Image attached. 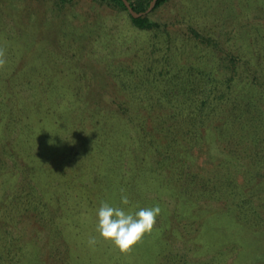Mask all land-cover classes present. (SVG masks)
<instances>
[{"label": "rangeland", "instance_id": "1", "mask_svg": "<svg viewBox=\"0 0 264 264\" xmlns=\"http://www.w3.org/2000/svg\"><path fill=\"white\" fill-rule=\"evenodd\" d=\"M142 1L148 0H128L130 4ZM147 14L167 24V29L159 33L139 30L129 12L101 6L95 0H74L64 8L58 0H0L3 95L11 79L18 77L12 74L15 69L30 72L34 68L42 81L45 76L56 77V93L65 95L68 110L78 100L77 88L95 82L93 101L109 94L113 100L109 112L123 114L124 109L135 119L133 123H127L128 119L115 122L109 139L96 140L97 146L94 142L80 145V155L61 164L59 170L54 171L49 159L33 158L37 156L34 146L26 148V154L15 147L16 161L4 157L9 166L0 170L5 178L0 198L4 246L0 249L9 259L5 264H264L261 242L259 253L246 234H229L228 226L239 225L236 213H231V223L221 225L216 215L226 210L219 199L206 195L198 200L192 190L186 192L190 187L181 173L189 178L202 173V178L218 157L197 151L190 161L192 169L176 167L161 147L166 144V129L184 120L194 95L201 90L197 88L203 84L199 70L215 69L218 78L221 60L213 54L215 48L205 52L190 28L214 43L220 40L231 52L252 51L256 44L249 45L248 38L264 27V0H171ZM258 41L264 49L263 40ZM228 88L237 93L248 91L245 85L234 88V83ZM157 128L161 144L150 141ZM62 138L71 136L63 132ZM142 139L150 146H141ZM189 157L188 149L183 151V158ZM23 172L33 174L31 183L37 200L41 199L40 209L23 195L29 191ZM251 180L239 173L237 184L250 185ZM221 182L234 187L236 193V183L219 180L215 185ZM122 192L129 197V205H120ZM22 196L25 203H21ZM101 201L133 210L158 201L160 208L152 230L129 251L121 252L96 230ZM48 205L49 209H43ZM258 211L264 217V209ZM260 224L261 219L255 217L247 226L255 233L260 232ZM93 235L97 242L90 245L88 239ZM56 248L64 255L53 253Z\"/></svg>", "mask_w": 264, "mask_h": 264}, {"label": "trees", "instance_id": "2", "mask_svg": "<svg viewBox=\"0 0 264 264\" xmlns=\"http://www.w3.org/2000/svg\"><path fill=\"white\" fill-rule=\"evenodd\" d=\"M73 1L58 0V5L64 8ZM95 1L101 6L129 12L134 26L139 30L159 33L167 29V24L153 20L149 14L135 18L123 0ZM151 1L136 2L131 6L135 12L142 13L148 9ZM170 1L157 0L152 12L167 5ZM261 26H264V23ZM262 30L264 31V27L255 30L257 33L248 38L249 45L256 44L254 50L240 53L235 50L231 52L220 40L214 43L202 36L200 31L193 27L190 28L191 35L206 47L205 52L212 53L211 48H215L213 54L221 60L218 63L220 65L218 78L215 77L217 73L215 69L199 70L198 74L203 84L198 86L197 83L196 86L201 90L194 95L195 99L191 102V107L187 108L189 111L184 115V120L175 122L172 128L166 129V140L164 141L166 144L161 146L166 150L169 161L174 162L176 167L183 165L182 168H184L185 165L186 168L192 169L190 161H193L192 157L197 151L218 157V162L205 170L206 176L201 178L202 173H198L189 178L186 176L187 173L183 172L180 178L185 179L190 187L186 192L192 190V195L198 200L206 195L219 199L226 210V214L217 213L216 215L220 218L218 221L221 225L231 223V213H236L239 225H234L233 228L228 226L229 234H246L253 239V248L259 253H261V243L264 245V217L258 211V209H264V108L262 107L264 102V49L257 45L260 44L259 38L264 43ZM30 70V72L29 70L23 72L22 69L19 71L15 69L12 74L15 77L16 73L18 77L11 79L13 81L8 85L4 95L0 92V120L3 118L0 121V170L5 167L6 170L9 168L7 162L3 160L5 156L16 161L15 147L20 153L23 151V154H26V148L33 146L37 151V156L32 155L33 158L49 159L54 171L59 170L61 164L80 155L78 148L80 145L83 147L94 142L93 145L97 146L96 140L109 139V134L114 132L115 122L123 123L128 119L127 123L129 121L133 123L135 120L124 109H122L123 114L118 113L119 110L109 112L113 104L109 94L105 95L103 100L93 101L96 95L95 82L82 84L77 88L78 100L74 102L72 109L68 110L65 95L56 93L54 87L56 77L51 79L45 76L42 81L40 75L36 76L37 69L30 68ZM232 83H234V88L238 85H245L248 91L232 92L228 88L232 86ZM223 86L226 87L222 88ZM0 89L2 90L1 87ZM102 107H105L106 111L101 110ZM174 117L175 115H171V119ZM163 121L160 120V124ZM59 125L63 128L58 129ZM158 131L157 128L150 141L161 144L159 140L161 138L156 136ZM63 132L69 134L71 138L63 139ZM35 138H39V142L36 143ZM140 145L150 146L144 143L143 139ZM187 149L190 157L185 160L183 151L185 153ZM55 154L60 156L54 157ZM26 171L31 172L28 169ZM239 173L252 179L251 184L238 185ZM23 174L28 178L26 185L29 189L23 195L27 194L29 204L38 203L37 208L40 209L41 199H38L39 203L36 198V188L31 183L33 174L24 172ZM3 179L5 178L0 174V198L4 190L3 185H5ZM219 180L236 183V193L232 192L234 187L230 188L228 184L221 182L215 185ZM195 186L197 187L194 188ZM18 200L19 192L14 198L15 205H18ZM25 201L26 198L22 196L21 203ZM255 201L262 202L263 205L254 204ZM43 209H49V205ZM255 217L261 219V224L260 232L254 233L247 223ZM57 223L61 224L62 219ZM2 247L4 246L1 237L0 248ZM248 248H250L249 244ZM65 251L68 252L67 247ZM52 252L64 255L60 248L52 249ZM221 254L224 253L221 252ZM8 260L3 249H0V264H5Z\"/></svg>", "mask_w": 264, "mask_h": 264}, {"label": "clouds", "instance_id": "3", "mask_svg": "<svg viewBox=\"0 0 264 264\" xmlns=\"http://www.w3.org/2000/svg\"><path fill=\"white\" fill-rule=\"evenodd\" d=\"M120 205H129V197L123 192ZM120 205L101 201L96 210V230L102 239L111 242L121 252H127L152 230L160 204L154 201L151 206L135 210ZM96 242L95 235L89 237L90 245Z\"/></svg>", "mask_w": 264, "mask_h": 264}, {"label": "water", "instance_id": "4", "mask_svg": "<svg viewBox=\"0 0 264 264\" xmlns=\"http://www.w3.org/2000/svg\"><path fill=\"white\" fill-rule=\"evenodd\" d=\"M125 5L127 6V8L129 9L130 13L135 17V18H138V17H141L147 13H150L151 10H153L157 0H153L151 5L149 6V8L145 11V12H142V13H137L134 11V9L132 8L131 4L128 2V0H123Z\"/></svg>", "mask_w": 264, "mask_h": 264}]
</instances>
